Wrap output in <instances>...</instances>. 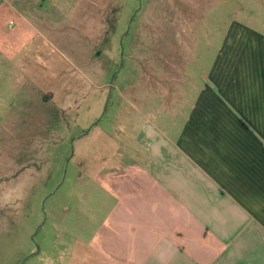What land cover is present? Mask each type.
I'll return each mask as SVG.
<instances>
[{"label":"rangeland","instance_id":"rangeland-1","mask_svg":"<svg viewBox=\"0 0 264 264\" xmlns=\"http://www.w3.org/2000/svg\"><path fill=\"white\" fill-rule=\"evenodd\" d=\"M10 2L28 46L0 70V264H39L55 240L91 237L113 204L94 179L122 159V125L161 113L148 97L184 68L211 67L233 3Z\"/></svg>","mask_w":264,"mask_h":264},{"label":"crops","instance_id":"crops-1","mask_svg":"<svg viewBox=\"0 0 264 264\" xmlns=\"http://www.w3.org/2000/svg\"><path fill=\"white\" fill-rule=\"evenodd\" d=\"M10 1L0 0L3 72L28 46ZM232 3L211 67L184 68L149 94L161 113L138 112L129 135L122 125V159L94 179L113 204L91 237L55 240L39 264H264V0Z\"/></svg>","mask_w":264,"mask_h":264},{"label":"flooded vegetation","instance_id":"flooded-vegetation-1","mask_svg":"<svg viewBox=\"0 0 264 264\" xmlns=\"http://www.w3.org/2000/svg\"><path fill=\"white\" fill-rule=\"evenodd\" d=\"M36 253H37V250H36V251L34 250L33 252L30 251L28 254H26L25 258H26V257H29V256H33V255H35Z\"/></svg>","mask_w":264,"mask_h":264},{"label":"built area","instance_id":"built-area-1","mask_svg":"<svg viewBox=\"0 0 264 264\" xmlns=\"http://www.w3.org/2000/svg\"><path fill=\"white\" fill-rule=\"evenodd\" d=\"M12 23H9V26H11Z\"/></svg>","mask_w":264,"mask_h":264},{"label":"water","instance_id":"water-1","mask_svg":"<svg viewBox=\"0 0 264 264\" xmlns=\"http://www.w3.org/2000/svg\"><path fill=\"white\" fill-rule=\"evenodd\" d=\"M132 21V18L130 19V21L129 22H131Z\"/></svg>","mask_w":264,"mask_h":264}]
</instances>
